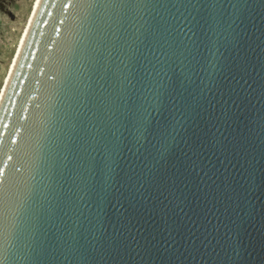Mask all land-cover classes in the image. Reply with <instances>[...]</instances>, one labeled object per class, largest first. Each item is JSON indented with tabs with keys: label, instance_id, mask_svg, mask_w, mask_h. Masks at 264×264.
<instances>
[{
	"label": "water",
	"instance_id": "95a60500",
	"mask_svg": "<svg viewBox=\"0 0 264 264\" xmlns=\"http://www.w3.org/2000/svg\"><path fill=\"white\" fill-rule=\"evenodd\" d=\"M0 264H264V0H41Z\"/></svg>",
	"mask_w": 264,
	"mask_h": 264
},
{
	"label": "rangeland",
	"instance_id": "374dc122",
	"mask_svg": "<svg viewBox=\"0 0 264 264\" xmlns=\"http://www.w3.org/2000/svg\"><path fill=\"white\" fill-rule=\"evenodd\" d=\"M39 0H0V98Z\"/></svg>",
	"mask_w": 264,
	"mask_h": 264
},
{
	"label": "bare ground",
	"instance_id": "6f19581e",
	"mask_svg": "<svg viewBox=\"0 0 264 264\" xmlns=\"http://www.w3.org/2000/svg\"><path fill=\"white\" fill-rule=\"evenodd\" d=\"M40 2H41V0H39V2H38V5H37V7H36V10H35V12H34V14H33V16H32V19H31V21H30L29 27L27 28V32H26V34H25V36H24V38H23V40H22V45H21V47H20V50H19V52H18V55H17V57L15 58L14 63L12 64V70H11V73H10V75H9V78H8L7 84H6L5 88H4L3 94H2V96H1V98H0V103H1V100H2V98H3L4 93H5V91H6V88H7V86H8V83H9L10 77H11L12 72H13V70H14L15 64H16V62H17V60H18V57H19V54H20V52H21V50H22L23 44H24V42H25V38H26V36H27L28 30H29V28H30V26H31V23H32V21H33V19H34V17H35V14H36V12H37V10H38V7H39V5H40Z\"/></svg>",
	"mask_w": 264,
	"mask_h": 264
}]
</instances>
